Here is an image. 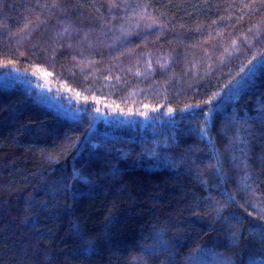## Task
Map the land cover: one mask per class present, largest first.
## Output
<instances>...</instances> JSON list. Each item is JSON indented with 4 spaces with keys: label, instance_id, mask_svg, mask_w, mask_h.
<instances>
[{
    "label": "trees",
    "instance_id": "obj_1",
    "mask_svg": "<svg viewBox=\"0 0 264 264\" xmlns=\"http://www.w3.org/2000/svg\"><path fill=\"white\" fill-rule=\"evenodd\" d=\"M1 75L0 264H264V0H0Z\"/></svg>",
    "mask_w": 264,
    "mask_h": 264
},
{
    "label": "rangeland",
    "instance_id": "obj_2",
    "mask_svg": "<svg viewBox=\"0 0 264 264\" xmlns=\"http://www.w3.org/2000/svg\"><path fill=\"white\" fill-rule=\"evenodd\" d=\"M12 80H14V79H12V77H10V76L9 77L8 76H2V75L0 76V83H7V84H9ZM46 102L48 103V105H51V106H53V107H55V108H57L59 110L65 111L64 108H62L54 100H51V99L47 98V101Z\"/></svg>",
    "mask_w": 264,
    "mask_h": 264
},
{
    "label": "snow or ice",
    "instance_id": "obj_3",
    "mask_svg": "<svg viewBox=\"0 0 264 264\" xmlns=\"http://www.w3.org/2000/svg\"><path fill=\"white\" fill-rule=\"evenodd\" d=\"M169 111H171V109Z\"/></svg>",
    "mask_w": 264,
    "mask_h": 264
}]
</instances>
